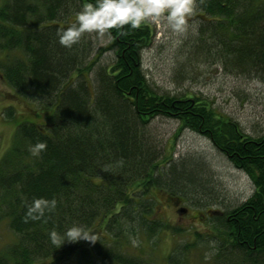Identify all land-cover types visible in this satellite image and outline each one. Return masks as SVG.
Listing matches in <instances>:
<instances>
[{
  "label": "trees",
  "instance_id": "trees-1",
  "mask_svg": "<svg viewBox=\"0 0 264 264\" xmlns=\"http://www.w3.org/2000/svg\"><path fill=\"white\" fill-rule=\"evenodd\" d=\"M81 3L0 1V77L27 100L53 105L45 127L18 123L0 158V219L16 234L0 250V264H31L71 246L81 264H149L126 243L129 234L170 228L158 217L152 190L184 198L185 184L195 186L184 161L176 164L168 145L146 134L157 115L207 136L253 182L244 202L213 217L220 242L212 264H264V133L245 132L194 93L155 91L141 63L153 36L147 23L106 32L114 58L97 68L100 51L92 33L70 48L61 45L56 29L74 20ZM196 7L197 31L204 35L197 50L224 70L264 81V0H196ZM41 140L46 148L33 155L31 146ZM37 197H55L56 208L26 219ZM74 224L92 240L53 242L52 230L63 237ZM172 257L167 263L178 264Z\"/></svg>",
  "mask_w": 264,
  "mask_h": 264
},
{
  "label": "rangeland",
  "instance_id": "rangeland-1",
  "mask_svg": "<svg viewBox=\"0 0 264 264\" xmlns=\"http://www.w3.org/2000/svg\"><path fill=\"white\" fill-rule=\"evenodd\" d=\"M199 22L195 13L187 31L180 35L172 33L163 17L146 22L153 30L150 43L141 51L148 82L159 93H194L211 101L215 110L230 116L245 132L264 133V81L224 70L214 56L208 54L206 58V54L198 51L194 44L203 42L204 36L197 31ZM92 35L95 49L100 51L94 68L109 64L114 54L108 34L92 32ZM93 74L94 69L90 73L92 79ZM10 107L12 114L8 116L5 111ZM52 110L53 105L46 107L30 98L27 100L0 77V158L11 146L18 123L27 121L45 127ZM146 134L155 142L168 145L167 151L176 164L184 161V174L195 179V186L185 184L184 198L154 188L151 195L156 200L158 217L170 228L151 236L129 234L126 250L141 255L149 264H168L170 255L178 264H212L220 242L213 236L219 235L213 217L244 202L253 192L252 180L207 136L181 127L174 117L154 116L147 123ZM15 239L7 219L1 218L0 250ZM31 264H81V260L76 246H71L35 259Z\"/></svg>",
  "mask_w": 264,
  "mask_h": 264
},
{
  "label": "clouds",
  "instance_id": "clouds-1",
  "mask_svg": "<svg viewBox=\"0 0 264 264\" xmlns=\"http://www.w3.org/2000/svg\"><path fill=\"white\" fill-rule=\"evenodd\" d=\"M196 11V0H82L80 8L74 13V20L66 26L57 27V39L61 45L70 48L85 33L103 34L113 28L123 31L124 25L137 28L161 17L167 21L172 33L180 35L187 31L190 18ZM45 148V141H37L31 146V152L38 155ZM56 204L55 197L34 198L27 207L25 218L39 219L45 212L53 211ZM50 237L54 243H61L64 237L69 240H92L83 226L75 224L65 230L63 237L55 230L50 232Z\"/></svg>",
  "mask_w": 264,
  "mask_h": 264
}]
</instances>
